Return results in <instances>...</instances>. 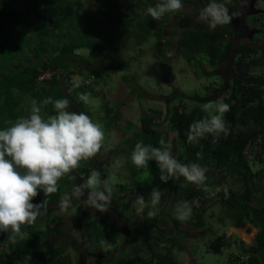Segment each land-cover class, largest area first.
Segmentation results:
<instances>
[{
  "label": "trees",
  "instance_id": "obj_1",
  "mask_svg": "<svg viewBox=\"0 0 264 264\" xmlns=\"http://www.w3.org/2000/svg\"><path fill=\"white\" fill-rule=\"evenodd\" d=\"M98 1L99 5L89 7L83 0L0 1V129L6 127L5 121H15L26 116L30 112L31 100L34 99L41 104L47 97H52L53 100L67 98L71 101L70 111L75 107L76 110L86 113L93 119L88 104L78 99V93H90L91 98L97 97L96 89L89 88L94 82L93 76L125 72L126 66L118 63L120 56L133 46L142 47L152 37L158 38V54L167 58L168 52L163 48V39L167 30L165 28L170 26L169 23L173 22L175 17L167 13L161 20H153L145 12V7L156 0L123 2L119 0L118 5L113 2L114 0ZM130 1L134 4L138 2L143 8V18L134 17L137 13H133V7H128ZM189 3L199 7L200 10L206 5L199 0H189ZM84 17L90 19L88 23L80 21ZM236 22L234 17L230 24L218 26L214 30L204 25L205 23H198L194 27L182 29L177 26L179 29L177 33L172 31L173 34L179 33V47L185 51L190 65L196 68L197 75L215 82L205 87L207 93L196 90L186 92L176 87L165 97V100L172 105L168 121L172 131L176 133L175 138L170 140L168 133H160L155 129L157 118L161 119L164 116V112L160 110L152 109L149 115L142 118L140 133L145 135V144L154 147L160 146L158 142L163 137L166 143L171 145L173 155L181 162L198 163L208 169L206 175L213 176L210 180L207 179L208 190L205 191L200 186L193 187V184L183 177L173 178L167 183L161 182L160 171L155 161H150L146 169L154 173L159 180L156 185L158 188H162V184H165L167 185L164 186L165 188L169 186L170 191L175 190L176 203L189 201L192 204L193 215L186 221L195 219L199 228H204L206 225L203 219L206 211L198 208L197 202L223 185V181L219 178L220 174L224 177H239L243 184L242 190L236 192L230 189L228 198L222 199L221 204L228 212L233 213V217L235 216L236 227L245 228L249 223L251 228L257 229V233L254 244L244 248V252L248 255L247 262L241 261L242 257L235 261L231 260V263L264 264V183L258 181L264 178V81L252 78L247 55L253 50L243 42L239 43L237 51L233 50L237 32L233 24ZM171 27L177 28L175 25ZM227 36L229 39H226ZM237 37L241 36L238 34ZM111 43L124 46L116 53V50L111 49ZM38 49L41 51L39 52ZM82 49L90 50L89 56L95 58V61H103V57L108 55L110 60L100 66L95 65L94 68L88 63L87 58H83L81 54L77 55ZM27 61H30L29 64ZM228 61L233 76L226 81L218 71L226 70L224 67ZM205 64H209L211 70L207 69ZM46 72H50L52 77L39 81V77ZM71 76L80 77L82 83L72 82ZM85 79H90L92 84H87L88 81L85 82ZM164 80L169 83L168 71L164 74ZM133 88L135 92L139 91L137 86ZM217 99L230 105V111L225 114V119L230 125V134L226 139L221 136L216 145L212 144L211 136L201 140L202 148L200 145L189 144L186 136L189 125L205 115L201 105ZM187 102H191L193 108L189 109ZM104 109L107 113L110 111L107 104ZM43 113L46 116L56 115L52 104L43 105ZM253 149H256L255 157L251 153ZM201 151L203 158L198 159L196 154ZM99 166L98 163L93 162V159L82 162L79 167L80 172L84 174V177H81L82 183L90 176L93 169L102 170ZM72 174L59 182L57 193L45 197L43 192H40L33 200L34 204H39L46 199L47 209L41 210L44 214L34 225L22 229L27 233L23 240H17L15 244L10 243L9 234L0 232V264H49L62 253L65 264L67 260L69 261V256L65 255L60 246L62 242L53 241L55 234L62 232L59 229L63 224V218L53 216L50 210L52 206L59 205L64 192L71 194L74 187ZM137 189L138 195L144 196L145 201L150 202L151 192H146L141 187ZM122 190V186L117 188V191ZM122 205L119 202L115 208L119 210L123 220ZM166 207L168 206L161 208ZM175 207L176 205L174 211L172 210L174 215ZM77 213L79 225L83 227L81 221H84L87 232L101 223L103 227L100 229L107 232L109 243H117V237L110 235V229L120 232L122 230L126 233L128 225L121 224L120 217V222L118 219L108 224L106 218L85 219L88 213L84 210H79ZM146 214L148 213L143 216ZM172 219L177 228L186 223L178 220L176 215ZM151 221L159 224L158 211L151 218L147 216L140 230L152 229ZM227 245L225 236H218L211 242L209 248L220 252ZM170 247H166V253H159L157 262L153 259L152 264H174L172 255L174 246ZM60 248L62 251L59 250ZM151 252L155 258V252L153 250ZM128 253L131 256V252ZM120 264L146 263L139 255H135L134 258L130 257Z\"/></svg>",
  "mask_w": 264,
  "mask_h": 264
},
{
  "label": "rangeland",
  "instance_id": "obj_2",
  "mask_svg": "<svg viewBox=\"0 0 264 264\" xmlns=\"http://www.w3.org/2000/svg\"><path fill=\"white\" fill-rule=\"evenodd\" d=\"M83 1L87 7L100 4L98 0ZM113 2L118 5L120 1L114 0ZM199 2L205 5L210 0H199ZM216 2L225 4L230 12L239 13L235 17L237 22L233 24L237 31L234 37L233 50L237 51L241 42L245 43L249 49L251 48L253 51L247 55V61L251 65L252 78L264 81V0H216ZM155 3L156 1L150 2L147 7L149 5L154 6ZM133 4L130 1L128 7L131 8ZM138 4L136 2L134 5L137 10L134 17L143 18V9ZM182 4L183 9L181 11L171 13L172 17H175L173 18L174 21L165 28L167 30L163 39V48L167 52H172V56L167 55L165 58L158 54V38L152 37L142 47L133 46L120 56L118 63L126 66L125 72L96 75L93 78L95 83L93 82L89 86L91 90L96 89L97 97L90 98L87 106L93 114V120L102 124L106 135V150L102 149L101 153L93 158V162L102 167V170L95 169L100 170L102 179L105 177L112 184L114 189L112 201L115 203H111L108 212L101 213L88 208L85 202L87 193H85L83 198H72L73 208L67 212L62 213L59 205L52 206L50 211H52L53 216L63 218V224L59 229L62 232H57L53 241L62 242L60 246L65 255L69 256V261L67 260L66 264H120L130 257L134 258L135 255L143 258L144 263L152 264V260L155 259L157 262V255L166 253V247L171 248L170 246H174L172 250L174 264H232L231 260L235 261V259L242 257L243 260L241 261L247 262L248 260L244 248L254 244L257 229L251 228L249 223L245 228L236 227L234 224L235 216L233 217V213L228 212L227 208L221 204L222 199L228 198L230 189L236 192L242 190V181L237 176L224 177L220 174L219 178L223 181V185L197 202L196 206L206 211L203 214L206 224L204 228L196 226L195 219L190 220V222L186 221L178 228L174 225L172 218L175 216L173 211L177 204L175 199L177 193L174 192L175 190L170 191L169 186L165 188L167 185L162 184V188H159L163 191L161 202L154 209H151L154 214L156 211L159 212L160 222L158 224L151 221L152 229L140 230L147 216H149L148 214L143 215L148 213L150 209L145 208L143 211L138 209L135 204L138 195L137 188L141 187L144 191L151 192L159 183L154 173L150 170L138 169L130 159L136 143L142 141L145 144V135L140 133L142 118L149 115L152 109L163 111L164 116L161 119L157 118L155 129L160 133H168L170 140H172L176 137V133L172 131L168 121L172 105L165 100V97L176 87L186 92L196 90L207 93L208 90L205 87L215 82L214 80H207L205 77L200 78L197 75L196 68L190 65L185 56V51L179 47V33L173 34L174 31L177 33L178 27L182 29L203 23L197 19L198 13L201 11L199 7L190 4L189 0H182ZM252 5L254 11L251 10ZM176 17L180 18L177 19ZM89 20L85 17L80 19L83 23H88ZM172 25L178 27L175 29L171 27ZM204 25L208 27L206 23ZM238 34L241 37L238 38ZM226 39L229 37L227 36ZM123 46V44L117 43L110 45L111 49L116 50V52L121 51ZM38 51L41 50L38 49ZM80 51L82 57L87 58L88 63L94 68L110 60V55H108L103 57V61H95V58L89 56L90 50L82 49ZM205 67L211 70L209 64H205ZM229 67L230 61L224 67L226 70L218 71L226 81H229L228 78L233 76V71ZM167 71L169 83L164 80V74ZM75 78L78 77L74 76ZM78 81L81 83L82 79L80 78ZM135 86L139 88V91H134L133 87ZM106 104L110 109L108 113L104 109ZM186 105L189 109L193 108L191 102H187ZM28 107H30L29 104ZM72 110L79 112L75 107ZM251 153L255 157L256 149H253ZM115 158H122L123 160V166L119 170H113L110 167ZM252 169L254 170V168ZM82 176L84 177V174L80 172L79 168L73 172L71 175L73 186L82 184ZM73 177L75 178L73 179ZM207 177L210 180L213 176L209 174ZM86 180L84 179V182ZM258 181L263 184L264 178L262 177L261 181ZM120 186L123 190L117 191ZM193 187L198 186L193 184ZM119 202L123 204V220L119 210L115 208ZM163 206L168 207L162 209ZM79 210L88 213L85 219L106 218L108 224L118 219L120 222L121 218L120 223L124 225L127 223L128 225L126 233L122 230L120 232L110 229V235L117 237V243H109L107 232L100 229L103 227L101 223H98L96 225L98 227L95 226L89 232L86 231L84 221H81L83 227L79 225L77 213ZM218 236H225L228 245L222 251L215 252L209 248V245ZM162 242L164 243L162 244ZM60 246L56 245V247ZM152 250L156 254L155 258ZM129 251L131 256H129ZM64 260L65 257L62 253L53 263L49 264H65Z\"/></svg>",
  "mask_w": 264,
  "mask_h": 264
},
{
  "label": "clouds",
  "instance_id": "obj_3",
  "mask_svg": "<svg viewBox=\"0 0 264 264\" xmlns=\"http://www.w3.org/2000/svg\"><path fill=\"white\" fill-rule=\"evenodd\" d=\"M134 5L131 8L133 13H137ZM182 9V0H156L154 6L149 5L145 12L153 20L159 21L167 13ZM238 15V12H230L225 4L210 0L197 19L214 30L230 24ZM80 54L77 52V55ZM167 55L172 56L173 53L168 52ZM71 79L79 83L80 77L74 79L71 76ZM90 98V93H78V99L84 104H88ZM30 103L31 109L26 116L15 121L7 120L6 127L0 129V232L8 233V241L13 244L23 240L27 233L22 229L34 225L44 214L41 210L46 211V199L39 204L33 203L40 192L45 197L57 193L62 179L78 169L82 162L95 158L102 149L106 150L102 124L84 112L70 111L69 99L53 100L47 97L41 104L34 99ZM48 104L53 105L56 115L46 116L42 112L43 105ZM201 109L205 115L189 125L187 142L200 145L201 140L211 136L212 144L216 145L221 136L226 139L231 131L225 119L230 105L217 99L202 104ZM158 143L160 146L154 147L137 142L130 156L132 164L138 169H148L149 162L155 161L161 182L183 177L187 182L208 190L206 167L181 162L173 155L171 145L163 137ZM196 155L198 159L203 158L202 151ZM122 166V158H115L110 167L119 170ZM113 191L110 181L102 179L100 171L93 169L86 182L75 185L71 194L64 192L59 209L62 213L67 212L72 207V197L80 199L87 193L85 202L88 208L106 213L112 203ZM162 195L163 191L154 187L149 195L150 202H146L144 196L137 195L135 204L140 211L149 208L148 215L152 216L154 212L151 209L161 202ZM175 215L180 221L188 220L193 215L192 204L189 201L178 202Z\"/></svg>",
  "mask_w": 264,
  "mask_h": 264
},
{
  "label": "built area",
  "instance_id": "obj_4",
  "mask_svg": "<svg viewBox=\"0 0 264 264\" xmlns=\"http://www.w3.org/2000/svg\"><path fill=\"white\" fill-rule=\"evenodd\" d=\"M52 74L50 73V72H48V73H45V74H43V75H41L40 77H39V81H42V80H45V79H50L52 76H51ZM85 82L86 81H88L87 82V84H90L91 83V80L90 79H85L84 80Z\"/></svg>",
  "mask_w": 264,
  "mask_h": 264
},
{
  "label": "flooded vegetation",
  "instance_id": "obj_5",
  "mask_svg": "<svg viewBox=\"0 0 264 264\" xmlns=\"http://www.w3.org/2000/svg\"><path fill=\"white\" fill-rule=\"evenodd\" d=\"M251 10H253L254 11V6L252 5V9ZM256 11V10H255ZM257 31V30H256Z\"/></svg>",
  "mask_w": 264,
  "mask_h": 264
},
{
  "label": "crops",
  "instance_id": "obj_6",
  "mask_svg": "<svg viewBox=\"0 0 264 264\" xmlns=\"http://www.w3.org/2000/svg\"><path fill=\"white\" fill-rule=\"evenodd\" d=\"M30 61H27V64H29ZM30 101V100H29Z\"/></svg>",
  "mask_w": 264,
  "mask_h": 264
}]
</instances>
